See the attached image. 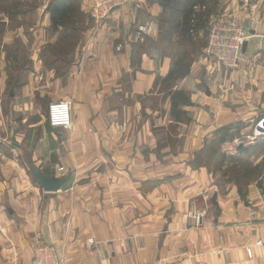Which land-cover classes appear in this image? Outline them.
I'll return each mask as SVG.
<instances>
[{
	"label": "crops",
	"instance_id": "0c3cea01",
	"mask_svg": "<svg viewBox=\"0 0 264 264\" xmlns=\"http://www.w3.org/2000/svg\"><path fill=\"white\" fill-rule=\"evenodd\" d=\"M49 1L35 12L38 25L18 33L27 52L15 81L5 74V53L0 59V264L28 262L40 241L56 242L72 264H264V193L243 197L232 183L217 185L205 164L193 165L207 145L227 153L264 121V0L252 10L229 1L249 32L240 68L202 54L160 109L140 98L153 94L174 61L153 43L161 0H129L91 25L63 72L39 55L60 35L47 30ZM89 3L81 0L86 11ZM145 22L156 31L137 50L132 34ZM13 39L10 33L4 42ZM174 90L188 97L181 104L187 123L170 115ZM61 99L71 102L69 129L47 121L48 104ZM37 101L45 114L33 111ZM121 122L125 132L113 126ZM171 123L180 124L177 142L160 146L164 132L174 136ZM24 162L70 177L46 192Z\"/></svg>",
	"mask_w": 264,
	"mask_h": 264
},
{
	"label": "rangeland",
	"instance_id": "374dc122",
	"mask_svg": "<svg viewBox=\"0 0 264 264\" xmlns=\"http://www.w3.org/2000/svg\"><path fill=\"white\" fill-rule=\"evenodd\" d=\"M229 1L230 0H198L196 4H193V6H191V13L189 15L190 18L186 27L175 26V24H177V22L181 20L183 14L180 11L177 16L171 15L173 10H176L177 8H175L174 2H170V10L166 9L164 11V15L161 16L164 21L158 22V33L155 37L156 41H153V43L158 46L159 50H163L161 52L162 54L169 53L170 55H172L174 59L172 67L173 64H179V67H187L189 71L195 59L203 54L210 61L216 62L226 69H230L218 62L214 55L207 52L211 28L215 20H217L222 14H234L238 16V18L242 22L243 27L247 30L240 15L237 13V10L229 6ZM255 1L256 0H249V2H245L244 0H238V2H240L241 4L250 7L251 10L254 8L253 4L256 3ZM40 3H42V0H0V59L2 58V54L5 53L3 59L7 63L5 74L8 80H16L15 74L19 72L20 69L16 65V63H19V59L26 58V55H21L22 52L23 54H25L27 50L24 47L20 50L21 45L19 43L21 41L18 36L20 33H22V31H24L25 33H29V31L32 30L34 26L38 25L39 20L34 19V16H39L38 13L35 12L40 6ZM91 4L92 0H90V3L88 5V11H86V9L82 7L81 0H72L70 8L71 12L69 14V17L71 19L67 24L71 29L72 35L70 36V38L64 39L60 43L61 47H63L69 45L70 42H74L72 43V49L47 50L46 45L51 43L46 42L43 45V48L46 47V50H40L39 55L40 58L43 59V62L48 66L53 62H56L60 65V71L63 72L65 67L67 66L65 64L67 55H69V53L73 51L76 43L83 35V31L86 32L91 25L93 27L98 26L109 17L108 16L103 20L96 21L92 16ZM180 4L181 6L179 7H181L182 9L185 8V6L186 8H189L187 0H180ZM119 7L121 6L114 8L113 11ZM171 18H173V21H171ZM139 25L151 24H149L148 22L137 24L134 29V35L132 34L131 41H133L137 45L136 49L144 50L145 45L149 44V38L151 35H153V32L156 31V28L152 30V33L148 35L143 34L141 39H138ZM47 30L50 33H54L55 31L51 28V24L47 27ZM59 30L61 31L62 27H59L57 31ZM10 33L13 34L14 39L13 42L7 44L4 42V38L7 34ZM247 35L249 38V32L247 33ZM27 42L28 46H30L31 41L27 39ZM241 63L242 57L240 65L236 69L240 68ZM163 79L164 78H161L159 76L157 77V82L159 84L156 85L157 88H154V90H152L153 94L148 96L147 94H144L141 96L142 98L140 99L142 102L144 101V104L149 103L154 109H160L162 107V101L164 97L167 95L168 90L172 88L173 83L175 82L174 80L164 81ZM184 97H186L184 100L180 98L178 101L177 110H179L180 112V119L178 121L187 123L189 121V117L186 114V111L181 109V104H186L188 102V97L186 95ZM49 104L47 108L48 124ZM33 111H38L42 114H45V104L41 101H37V103H34L33 105ZM170 115L172 117L171 109ZM121 123H124L126 125V129L122 131L125 132L127 130V123ZM121 123H114V128H116V124ZM179 126L180 124L178 123H171L168 126V132H172L174 136H168V139L165 137L164 132L160 136L159 145H165L167 142L170 144H173L174 142L176 143L177 138L175 134L176 132H178ZM238 139L239 140L236 141V146L232 150H228L227 153L221 151L220 147L215 143L207 145L205 149H203L202 152L198 154V156L196 155L193 161V165L205 164L209 168L210 172H212L214 176H217V185H224V181L232 183L234 186H236L237 191L243 197L247 194H251V189L254 190L253 192L258 191L260 194L264 193V134L260 125L258 124L256 129L252 128L249 136L241 135ZM240 144L244 146L242 149L239 148ZM24 163H26L25 166L28 168V172L33 176L31 170L29 169V166L33 164L30 162ZM198 214L202 215L203 213L199 212ZM42 247H53L58 254L60 253L63 257L65 256L64 251L56 242L40 241L37 242L35 247L33 248L32 256L28 262H30L34 258L36 249L38 250ZM19 263L21 264L22 262H17L14 264Z\"/></svg>",
	"mask_w": 264,
	"mask_h": 264
},
{
	"label": "built area",
	"instance_id": "2783aa9c",
	"mask_svg": "<svg viewBox=\"0 0 264 264\" xmlns=\"http://www.w3.org/2000/svg\"><path fill=\"white\" fill-rule=\"evenodd\" d=\"M249 2V0H244ZM129 0H92V16L96 21L107 18L114 8L122 6ZM154 30L151 25L138 26V39L143 34H150ZM247 30L243 27L241 20L234 14H222L211 28L209 45L207 52L214 55L216 60L230 69L239 67L242 57V45L248 39ZM49 124L52 127H62L69 129L71 127V104L68 100L53 101L49 104L48 114ZM260 127L264 134V121L260 122ZM120 131L126 129L124 123L116 124ZM255 244L260 246L261 240H256ZM248 256H251V249H246ZM20 264V263H19ZM21 264H69L65 256L58 254L53 247H42L38 250L34 258L28 263Z\"/></svg>",
	"mask_w": 264,
	"mask_h": 264
},
{
	"label": "trees",
	"instance_id": "16d2710c",
	"mask_svg": "<svg viewBox=\"0 0 264 264\" xmlns=\"http://www.w3.org/2000/svg\"><path fill=\"white\" fill-rule=\"evenodd\" d=\"M188 1V5L189 8H181L179 6H181L180 4V0H161V4L163 7V13L160 15L158 22H162L164 21L163 18L161 17L162 15H164V11L166 9L170 10L169 5L170 2H174L175 4V8H177L176 10H173V12L171 13V15L173 16H177V14L181 11L182 12V18L180 21L177 22V24H175V26H181V27H186L187 23L189 22V15H190V11H191V6H193V4H196V2L198 0H187ZM200 1V0H199ZM71 4H72V0H50L46 9L50 14V19H51V28L55 31L58 30L59 27H62V30L60 31V35L57 39V41L54 44H48L46 45L47 50H71L72 49V43L74 42H70L69 45L63 46L61 47V41L67 38H70L71 34V29L69 28V26L67 25L69 20L71 19L69 17L70 14V8H71ZM182 9V10H181ZM169 15V16H171ZM173 21V18H171ZM46 47L43 48L42 50H46ZM188 68L186 67H179V64H173V67L170 69V71L168 72V74L166 75V77H164V81H168V80H177L181 77H184L186 74H188ZM157 82V79H156ZM185 92H183L182 90H176L174 92L171 93V114L173 119H175L176 121H178L180 119V112L179 110H177V105H178V101L181 98L182 100H184L186 97H184ZM187 96V95H186ZM181 111V110H180ZM182 113V112H181ZM222 129H224L223 127L218 129V134L223 131ZM224 140V134H221L218 136L217 138V143L220 144L222 143V141ZM211 145V144H210ZM209 147V146H208ZM205 149V147H204ZM210 150V148H209ZM199 165V164H197Z\"/></svg>",
	"mask_w": 264,
	"mask_h": 264
},
{
	"label": "water",
	"instance_id": "95a60500",
	"mask_svg": "<svg viewBox=\"0 0 264 264\" xmlns=\"http://www.w3.org/2000/svg\"><path fill=\"white\" fill-rule=\"evenodd\" d=\"M247 41H244L242 45V52H245L247 47ZM244 146L242 144L239 145V148L242 149ZM29 169L31 170L34 179L36 182L42 187V189L46 192H53L61 188L63 184L67 182L70 175L67 176H55V175H46L35 165H30Z\"/></svg>",
	"mask_w": 264,
	"mask_h": 264
}]
</instances>
